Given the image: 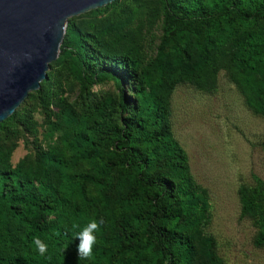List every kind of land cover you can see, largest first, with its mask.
I'll return each mask as SVG.
<instances>
[{"label": "trees", "instance_id": "trees-1", "mask_svg": "<svg viewBox=\"0 0 264 264\" xmlns=\"http://www.w3.org/2000/svg\"><path fill=\"white\" fill-rule=\"evenodd\" d=\"M158 2L161 35L154 57L143 65L66 22L59 55L70 61L79 88L111 80L115 102L98 120H60L59 127L75 125L72 156L61 160L71 167L83 161L89 171L48 183L18 167H0V264H68L76 241L64 230L49 232L54 221L48 216L75 210L89 185L102 190L100 211L115 230L97 235L92 257L79 264H195L197 255L205 254L204 244L198 250L193 244L197 213L185 198L192 182L185 154L171 136L168 96L180 82L209 86L223 65L248 108L264 116V0ZM46 82L0 122L1 131L16 123L30 95L48 108ZM40 159L48 174L54 157L47 153ZM261 188L257 182L254 189H243L241 203L243 212L258 216L257 242L264 244V210L256 199ZM37 238L47 245L44 256L36 250ZM13 246L15 257L4 255Z\"/></svg>", "mask_w": 264, "mask_h": 264}, {"label": "rangeland", "instance_id": "rangeland-1", "mask_svg": "<svg viewBox=\"0 0 264 264\" xmlns=\"http://www.w3.org/2000/svg\"><path fill=\"white\" fill-rule=\"evenodd\" d=\"M161 18L158 0H116L70 16L67 21L95 35L105 49L143 65L156 53ZM59 54L49 63L43 79L47 81L44 91L50 95L48 108L42 106L38 95H30L20 106L16 123L6 132L0 130V167H18L48 183L89 171L83 161L71 167L61 160L62 156L69 160L72 156L75 125L64 123L59 127L60 120L67 116L98 120L113 108L116 92L111 80L82 91L70 61ZM168 107L171 136L185 154L192 182L185 198L197 213L191 231L194 248L205 245V254L197 255L194 263L264 264V244L257 242L258 216L243 212L241 203L243 189L248 192L257 182L264 185V116L248 108L223 65L205 88L177 83L168 96ZM47 153L54 157V167L58 165L43 174L40 157ZM261 191L256 199L264 210V189ZM103 201L99 187H85L83 202L75 210L68 215L57 212L48 216L54 221L49 232L57 228L75 239L76 233L96 221L100 227L95 236L111 234L115 228L104 220L100 211ZM75 241L68 264L84 261L77 258ZM17 250L16 246L7 247L4 255L15 257Z\"/></svg>", "mask_w": 264, "mask_h": 264}, {"label": "water", "instance_id": "water-1", "mask_svg": "<svg viewBox=\"0 0 264 264\" xmlns=\"http://www.w3.org/2000/svg\"><path fill=\"white\" fill-rule=\"evenodd\" d=\"M113 0H0V122L37 90L67 19Z\"/></svg>", "mask_w": 264, "mask_h": 264}, {"label": "clouds", "instance_id": "clouds-1", "mask_svg": "<svg viewBox=\"0 0 264 264\" xmlns=\"http://www.w3.org/2000/svg\"><path fill=\"white\" fill-rule=\"evenodd\" d=\"M100 225L96 221L90 222L82 231L76 233L75 239L76 252L78 259H90L93 254V246L96 243V236L94 233L99 229ZM34 244L39 255L44 256L47 252V245L40 239H35Z\"/></svg>", "mask_w": 264, "mask_h": 264}]
</instances>
